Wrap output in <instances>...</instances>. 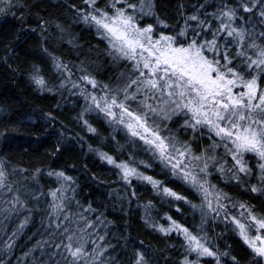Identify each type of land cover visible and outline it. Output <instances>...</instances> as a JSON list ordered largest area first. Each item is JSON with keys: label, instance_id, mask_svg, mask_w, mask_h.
Masks as SVG:
<instances>
[{"label": "snow or ice", "instance_id": "1", "mask_svg": "<svg viewBox=\"0 0 264 264\" xmlns=\"http://www.w3.org/2000/svg\"><path fill=\"white\" fill-rule=\"evenodd\" d=\"M26 7L0 0L21 12L0 67L22 71L31 33L26 85L58 99L10 123L52 159L0 148V264H264V0H62L27 29ZM77 149L107 165L102 203L80 195L86 163L56 164Z\"/></svg>", "mask_w": 264, "mask_h": 264}, {"label": "trees", "instance_id": "2", "mask_svg": "<svg viewBox=\"0 0 264 264\" xmlns=\"http://www.w3.org/2000/svg\"><path fill=\"white\" fill-rule=\"evenodd\" d=\"M21 2L24 3L25 0H21ZM61 2L62 0H26L27 7L23 9V13L26 16L25 28L35 27L38 16H43L45 18L63 16V9L57 7V4ZM157 2L161 9L171 11L178 0H157ZM191 2L195 3L196 0H191ZM29 9L31 10L30 12ZM20 15L21 12L17 11L15 19L11 14L7 17L0 16V38L8 37L10 41L16 40L15 34L20 32ZM31 36V33H29L28 37L20 33V46L18 51L21 55L13 57L14 64L18 65L22 71L13 76L8 69L0 67V108L6 109L5 111H0V131L7 129L9 134L15 138L11 142L0 140V148H3L9 154L19 155L25 163L29 160H44V162L47 163L52 159L51 156H47L45 159L48 151L47 145L41 147L34 143H28L29 141L36 140L38 134H34L30 126L25 127L22 132H14L12 131V125L10 123V121H23L24 125H31L29 115L32 114L34 109H43L47 111L50 108H54L56 99H58V97L53 98L51 96L47 98L40 97L38 94L31 92L26 85V75L23 74V69L31 64L32 61L28 57L35 54L36 48L35 40L30 38ZM89 39H91V37L84 34L81 43ZM60 50L64 52L65 55H68L66 49ZM67 107L69 109L72 107L70 101ZM73 114L72 112H66L65 118L70 119ZM26 148L29 149L28 152H25ZM64 163H77L80 169H83L86 163L87 175L81 180L83 191L80 195L82 197L90 196L93 200L102 203L106 198L108 189L92 182L91 177L93 174L98 177H109L111 174L107 171V165L101 164L94 156L85 157L81 155L78 149L75 155L66 153L60 161L56 162L57 165ZM150 194L149 191L147 195ZM133 211H135V205H133ZM109 212V218L113 216L119 217L121 215L118 211H112L111 208H109ZM133 219L135 220L132 230L133 236L140 235L146 242L154 247H162V245L152 240L150 236L144 235L140 227L142 222L138 217L134 215ZM121 223L123 222L121 221Z\"/></svg>", "mask_w": 264, "mask_h": 264}]
</instances>
